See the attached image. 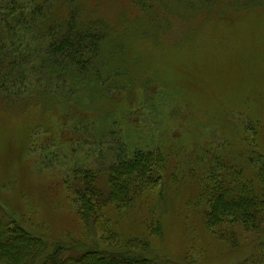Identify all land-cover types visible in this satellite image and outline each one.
<instances>
[{
    "label": "rangeland",
    "instance_id": "1",
    "mask_svg": "<svg viewBox=\"0 0 264 264\" xmlns=\"http://www.w3.org/2000/svg\"><path fill=\"white\" fill-rule=\"evenodd\" d=\"M76 6L103 30L102 54L85 57V76L67 69L53 93L26 82L0 103L1 210L49 243L83 248L94 236L74 174L101 178L151 155L157 182L106 209L119 236L99 237L104 249L127 254L124 242L146 239L169 264H264V230L211 231L203 191L211 172L245 183L263 167L253 159H264V0H62L57 14Z\"/></svg>",
    "mask_w": 264,
    "mask_h": 264
},
{
    "label": "trees",
    "instance_id": "2",
    "mask_svg": "<svg viewBox=\"0 0 264 264\" xmlns=\"http://www.w3.org/2000/svg\"><path fill=\"white\" fill-rule=\"evenodd\" d=\"M61 1L0 0V103L6 104L14 97L19 100L22 96L17 88L26 89V82L33 86L45 81L48 84L45 91L53 93L49 88L55 83L67 82V69H79L75 78L85 76L88 65L85 57L102 54L105 36L98 22L85 21L77 15L78 6L66 16L58 15L56 7ZM38 41L42 45L32 49ZM253 160L263 167L257 168L254 178L245 183L232 180L234 176L229 169L211 172L207 177L203 191L210 197L206 220L211 231L240 226L259 236L264 230V159L254 154ZM119 161L120 168L104 172L101 178L100 173L88 170L74 174L73 189L80 205L78 215L93 229L94 237L88 246L82 248L72 241L49 243L25 229L0 207V264H169L166 258L148 249L146 239L124 242L129 249L127 254L104 249L98 242L99 237L106 243L118 235L106 217V209L127 208L134 202V190L139 197L144 196L157 182L155 175L147 173L152 168L146 167L148 161L153 167V163L159 165L157 158L152 160L151 155L136 153L133 159ZM101 181L105 183L100 185ZM118 238L114 243L121 244ZM259 246L263 248L264 244Z\"/></svg>",
    "mask_w": 264,
    "mask_h": 264
}]
</instances>
